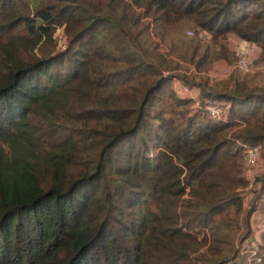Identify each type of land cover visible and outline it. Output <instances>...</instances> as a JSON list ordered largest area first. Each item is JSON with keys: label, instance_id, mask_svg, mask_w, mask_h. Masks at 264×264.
<instances>
[{"label": "trees", "instance_id": "trees-1", "mask_svg": "<svg viewBox=\"0 0 264 264\" xmlns=\"http://www.w3.org/2000/svg\"><path fill=\"white\" fill-rule=\"evenodd\" d=\"M207 35L264 61V0H0V264H264L261 72Z\"/></svg>", "mask_w": 264, "mask_h": 264}, {"label": "rangeland", "instance_id": "rangeland-1", "mask_svg": "<svg viewBox=\"0 0 264 264\" xmlns=\"http://www.w3.org/2000/svg\"><path fill=\"white\" fill-rule=\"evenodd\" d=\"M187 36H192L193 34L191 33H186ZM56 36H57V46L59 47L60 50H63L64 45L66 44V39L65 37H63L60 33L59 30L56 31ZM210 36L207 35L205 40H202L204 43H206L209 46V51L210 54L213 56V62L208 66L207 71L205 72V75L208 76V78L210 80H224L227 79L228 75H226L224 73L225 69H229L232 67V69L234 68L233 73H236L238 75H243L244 72L242 69H240L239 67H237V61L240 59V49L243 45H247L248 43L246 42H242L240 40H236L234 38H229L228 42L229 44V49L230 51H234L236 54V58L233 59L232 55H230V62H228L227 60L219 57V51H220V45L218 44L216 47L211 45V42L209 43ZM163 46L166 47V44L164 43ZM258 48V47H257ZM202 50V48L200 49ZM260 52V49L258 48V54ZM257 54V56H254L252 54H250L249 56V61L251 62L252 66H253V70L250 71L249 73L246 74H256L257 72H261L260 78L262 81V85H264V61H260L259 59V55ZM233 59V60H232ZM184 67H188V64H183ZM193 68V67H191ZM184 72V71H183ZM185 73V72H184ZM250 77V76H249ZM192 94H195V92L193 91ZM246 173L245 176L249 179L250 182H253L254 177L264 169V162L262 160V158H258L256 160V162L254 164H252L251 166H247L246 164ZM253 189V186H248L244 192V203L245 206L247 207L250 204V198L252 196V192L251 190ZM262 217H259V215L257 213L253 214L252 217H250V223H251V229H252V237L248 238V243H242V244H238V247H242V253L245 252V246L247 244L250 245H255L256 242L260 241V233L263 230V225H262ZM203 250V249H202ZM148 264H163V262H161V260H157V259H152L150 260V262H148Z\"/></svg>", "mask_w": 264, "mask_h": 264}, {"label": "built area", "instance_id": "built-area-1", "mask_svg": "<svg viewBox=\"0 0 264 264\" xmlns=\"http://www.w3.org/2000/svg\"><path fill=\"white\" fill-rule=\"evenodd\" d=\"M187 33L191 34L192 32L188 31ZM240 54L241 56H240V59L237 61V67L242 69L244 72L249 73L250 71L253 70V66L251 62L249 61V56L250 54L257 56L258 48L254 43L243 45L240 49ZM232 67L230 68V70L225 69L224 73L226 75H230L234 70V68L232 69ZM205 110L211 118H214V119L223 118L222 108L217 103L208 104L205 107ZM243 147H244L243 150H244L246 164L251 166L259 158V154H260L259 146L243 145Z\"/></svg>", "mask_w": 264, "mask_h": 264}, {"label": "crops", "instance_id": "crops-1", "mask_svg": "<svg viewBox=\"0 0 264 264\" xmlns=\"http://www.w3.org/2000/svg\"><path fill=\"white\" fill-rule=\"evenodd\" d=\"M245 74V73H244ZM231 75V74H230ZM230 75H228V77L230 76ZM227 77V78H228ZM212 81V80H211ZM195 92V94H192V92ZM189 94L192 96V97H196V95L198 94V91H197V88H195V89H193L192 91H189Z\"/></svg>", "mask_w": 264, "mask_h": 264}]
</instances>
